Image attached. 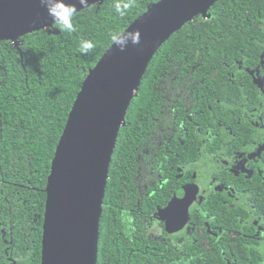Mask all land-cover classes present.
Listing matches in <instances>:
<instances>
[{
	"label": "trees",
	"instance_id": "1",
	"mask_svg": "<svg viewBox=\"0 0 264 264\" xmlns=\"http://www.w3.org/2000/svg\"><path fill=\"white\" fill-rule=\"evenodd\" d=\"M157 1L131 0L120 16L114 5L128 0H103L76 12L71 33L53 24L16 43L0 41V264H7L5 238L14 242L10 253L19 264H40L47 178L76 95L112 43L111 34ZM208 13L185 23L156 51L130 103L109 168L97 264H126L119 249L130 237H125L128 226L130 235L140 229L133 239L146 238L143 223H132L129 204L139 190H155L157 174L165 182L155 201L163 205L181 183L178 167L198 161L204 147H225L222 123L246 130L252 124L243 114L252 109L264 122V69L257 68L264 57V0H218ZM81 41L95 45L91 53L79 52ZM141 156L157 173L144 174V166L139 172ZM212 195L203 202L204 211L227 217L225 205L211 206ZM149 205L143 208L150 210ZM1 229L8 234L3 237ZM194 246L171 242V264L202 262Z\"/></svg>",
	"mask_w": 264,
	"mask_h": 264
},
{
	"label": "water",
	"instance_id": "2",
	"mask_svg": "<svg viewBox=\"0 0 264 264\" xmlns=\"http://www.w3.org/2000/svg\"><path fill=\"white\" fill-rule=\"evenodd\" d=\"M103 0H87V7ZM218 0H158L122 32L140 43L124 51L111 43L84 78L55 147L46 183L41 264H97L102 205L118 133L156 51L197 15L210 16ZM77 12L84 7L79 0ZM53 26L40 0H0V41ZM258 81V80H257ZM198 186L178 187L166 206L167 229L180 230Z\"/></svg>",
	"mask_w": 264,
	"mask_h": 264
},
{
	"label": "flooded vegetation",
	"instance_id": "3",
	"mask_svg": "<svg viewBox=\"0 0 264 264\" xmlns=\"http://www.w3.org/2000/svg\"><path fill=\"white\" fill-rule=\"evenodd\" d=\"M237 64V68L242 69V60L237 61ZM257 68L264 69V57H261ZM244 69L252 70L249 67ZM243 115L252 124L246 130L238 127L233 131L218 121V124H223L222 131L230 134L222 140L221 145L225 147L216 145L215 149L212 147L210 150L204 147L198 161L177 168L181 181L178 187L187 183L198 186L196 198L188 209L189 219L180 230L171 232V227L167 229L166 225V206L172 196L163 205L155 201L157 190L165 182L159 174L155 190L138 191L137 203L130 202L132 206L129 213L133 216L132 223L137 219L143 223L146 238L131 237L140 230L137 227L132 235L128 233L130 226L125 229V237H130L123 240L124 245L119 250L126 264H133L132 260L136 264H146L144 256L150 264H171V242L196 243L192 248L201 252L202 262L189 264H264V122L260 121L255 109ZM237 118L241 119L239 116ZM248 135L251 138L246 139ZM145 157H140L142 162L139 172L144 166V174L157 173ZM210 195L215 198L211 206L216 203L225 205L227 217L215 218L212 213L204 211L202 204ZM145 204L150 206V210L147 206L143 208ZM1 231L3 237L8 234L5 229ZM3 241V255L7 264L21 263L22 260L10 253L14 245L12 239L5 238ZM30 253V250L27 251V254ZM194 257L190 255L189 259Z\"/></svg>",
	"mask_w": 264,
	"mask_h": 264
},
{
	"label": "clouds",
	"instance_id": "4",
	"mask_svg": "<svg viewBox=\"0 0 264 264\" xmlns=\"http://www.w3.org/2000/svg\"><path fill=\"white\" fill-rule=\"evenodd\" d=\"M41 4L47 8L48 14L52 17V23L57 25L61 30L71 33L75 31L72 23L77 12L75 4L66 3L65 0H40ZM79 3L87 7V0H79ZM132 7L131 0L124 3H116L114 8L120 16L126 15L129 8ZM111 41L121 51H124L129 41L133 45L140 43V34L138 30L129 32H115L111 34ZM95 45L90 41H81L79 52L82 55L92 52Z\"/></svg>",
	"mask_w": 264,
	"mask_h": 264
},
{
	"label": "rangeland",
	"instance_id": "5",
	"mask_svg": "<svg viewBox=\"0 0 264 264\" xmlns=\"http://www.w3.org/2000/svg\"><path fill=\"white\" fill-rule=\"evenodd\" d=\"M209 17H210V16H209ZM203 18L205 19V18H208V17H207V16H205V17H203Z\"/></svg>",
	"mask_w": 264,
	"mask_h": 264
}]
</instances>
